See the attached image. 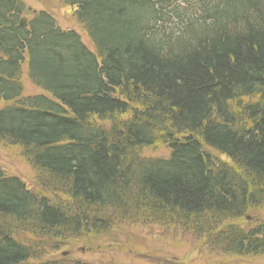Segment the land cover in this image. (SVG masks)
Listing matches in <instances>:
<instances>
[{"label": "trees", "instance_id": "1", "mask_svg": "<svg viewBox=\"0 0 264 264\" xmlns=\"http://www.w3.org/2000/svg\"><path fill=\"white\" fill-rule=\"evenodd\" d=\"M59 1L94 52L46 10L0 0V144L42 186L0 167V264H83L42 259L121 220L263 256L264 222L238 223L264 209V0ZM24 65L48 97L22 101Z\"/></svg>", "mask_w": 264, "mask_h": 264}, {"label": "rangeland", "instance_id": "2", "mask_svg": "<svg viewBox=\"0 0 264 264\" xmlns=\"http://www.w3.org/2000/svg\"><path fill=\"white\" fill-rule=\"evenodd\" d=\"M21 1L29 8L30 14L46 10L62 29L77 32L81 30L73 17L75 9L63 6L59 0ZM81 31L87 42L88 38L86 39ZM21 83L22 101L46 95L33 84L26 65L22 68ZM9 105L12 104H3L0 108ZM207 150L214 158L231 164L225 157L213 150ZM169 155L170 151L166 148L145 152L147 158H168ZM0 167L6 175L21 179L33 193L42 187L38 171L30 166L19 151L9 149L2 144H0ZM259 222H264V209L248 213L238 226L248 230ZM203 240L204 237L199 236L194 229L186 228L179 222L170 224L161 221L140 226L129 225L127 221L121 220L115 225L114 230L96 239L74 241L75 243L63 247L58 253L47 249L42 260L60 259L69 263L83 264H264V255H226L208 248ZM63 253L68 255L63 257Z\"/></svg>", "mask_w": 264, "mask_h": 264}, {"label": "water", "instance_id": "3", "mask_svg": "<svg viewBox=\"0 0 264 264\" xmlns=\"http://www.w3.org/2000/svg\"><path fill=\"white\" fill-rule=\"evenodd\" d=\"M21 25L24 26V27L27 26V25H26V19H23V20H22ZM67 255H68V253H63V256H67Z\"/></svg>", "mask_w": 264, "mask_h": 264}]
</instances>
